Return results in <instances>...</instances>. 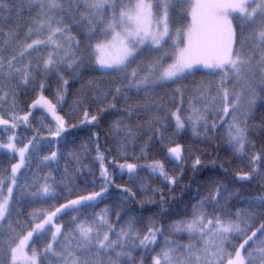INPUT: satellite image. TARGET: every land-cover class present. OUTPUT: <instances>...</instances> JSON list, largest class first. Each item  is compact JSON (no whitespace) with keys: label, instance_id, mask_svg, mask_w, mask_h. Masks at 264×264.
<instances>
[{"label":"snow or ice","instance_id":"1","mask_svg":"<svg viewBox=\"0 0 264 264\" xmlns=\"http://www.w3.org/2000/svg\"><path fill=\"white\" fill-rule=\"evenodd\" d=\"M33 10L35 16L31 15ZM26 11L29 13L27 20L24 19ZM13 13L16 19L9 24ZM173 13H186L190 23L185 31L177 30L178 39L168 51L165 45L171 38L169 24ZM73 29L89 40L103 29L102 34L108 39L97 42L94 48L86 44L85 48L95 55V62L102 71L123 73L122 79L127 81L114 89H98L91 103L100 113L119 111L117 101L123 99L126 105L123 111L128 119L141 113L152 114L146 123L154 132L160 131L155 125L166 128L165 121L169 118L174 119L177 133L189 126L194 136L205 139L209 133L223 132L236 157L241 162L247 158L251 168L237 176L252 179L264 173V152H247L249 147H255L249 139L254 127L249 121L254 119L257 99L264 106V0H129L128 3L117 0H0V125L4 132L12 131L7 143L0 142V148L19 155L18 162L11 166V177L0 178V236L7 234L3 243L9 249L11 264H121L122 260L124 264H132V251L137 247L145 251L154 248L158 235L164 232L163 228L152 226L141 236L132 222L117 230L107 217V209L91 214L86 211L101 202L111 183L103 163L105 157L98 149L96 159L100 161L104 180L99 192L78 195L54 210H34L31 221L39 222L33 225L30 221L26 234L22 235L24 224L20 221L13 224L11 217L18 203L14 189L23 188L18 184L17 173L30 159L29 153L36 150L31 140L17 148L14 130L27 123L30 115L17 114V92L30 84L35 86L40 72L47 75L55 71L63 84H68L59 68L66 66L75 73L85 59L81 41L72 34ZM146 49L160 54L150 62L131 68ZM169 60L171 62L167 63ZM200 66L214 76L219 74V80L197 88L186 109L183 107L184 91L180 88L174 90L180 100L175 111L167 109L162 98L160 102L151 98L155 88L176 84L194 75ZM39 87H45L43 81L39 82ZM133 89L137 94L144 93L145 99L128 105V92ZM63 99L61 93L58 102ZM170 102H176L175 95ZM36 105L46 107L56 116V106L43 95L33 101L32 107ZM75 106L85 107L83 101L76 102ZM160 111L165 115H159ZM97 119V115L89 118L85 108L81 123L90 124ZM56 120L57 129L52 135L59 136L64 130V119L56 116ZM143 127L126 124L123 118L114 125L116 132L131 142H135ZM255 127L264 130V121ZM161 139H164L162 135ZM184 152L180 144L167 150L168 157L181 164ZM57 159L55 151L43 157L44 162ZM199 165L201 160L196 157L192 166ZM137 167L131 163L119 164L121 171L127 169L129 176L136 173ZM148 167L151 174L158 175L167 184L179 183L177 176L168 174L162 161H154ZM49 179V176L43 177L44 183L30 195L55 199L59 195L58 185L48 183ZM226 192L223 185L215 187L193 206L189 219L171 225L175 234L186 233L189 242L165 238V246L152 257L151 264H264V222L253 229L249 222L257 217L251 211L227 210L220 203ZM164 202L161 197V203ZM248 203L264 209V196ZM209 207L213 208L211 213L207 211ZM69 213H75L68 221L73 227L55 223L58 214ZM49 233L50 239L42 250L30 245L34 234L36 238H47ZM238 239L243 242L237 246Z\"/></svg>","mask_w":264,"mask_h":264},{"label":"trees","instance_id":"2","mask_svg":"<svg viewBox=\"0 0 264 264\" xmlns=\"http://www.w3.org/2000/svg\"><path fill=\"white\" fill-rule=\"evenodd\" d=\"M117 2L128 3L129 0H117ZM31 15L35 16V10ZM28 18L29 13L26 11L24 19ZM15 19L16 16L13 13L12 20L8 23L13 24ZM186 21V13H173L170 24L173 29L174 26L181 28ZM102 32L103 29L89 40L81 32L73 29L72 34L81 41L85 59L75 73L66 66L59 68L63 79L68 81L66 86L55 71L47 75L40 72L35 86L30 84L27 88H21L17 92L18 115H24L29 110V105L40 91L52 103H59L58 97L62 93L64 99L58 111L64 119L65 127L59 136L52 135L57 127L44 111L36 109L30 113L27 123H22L14 130L20 138H24V141L31 140L36 145V150L29 153L30 159L26 161L17 175L18 184L23 188L14 189L18 198L17 211H14L11 217L14 226L16 221H20L24 224L22 235L26 234L30 230L27 225L31 221V214L34 210H54L60 204L67 203L68 200L75 199L78 195L99 192L101 186L104 185V180L101 177L100 161L96 159L98 149L105 157L103 163L108 170L111 183L107 185V191L102 195L101 202L86 211L91 214L101 213L102 210L107 209V217L117 230L121 227L126 228L128 223L132 222L134 229L140 232L141 236L152 226L164 230L163 235H158V244L154 248L145 251L137 247L132 251V264H151L152 257L165 246V238L188 243L190 237L186 233L175 234L171 225L189 219L193 213V206L219 185L227 189L224 194L225 198L221 199L220 203L231 212L248 209L257 217L249 223L252 224L253 229L258 228L264 222V214H262L264 209L256 204H249L248 201L264 196V173L260 176L254 175L252 179H240L237 173L251 171L248 159L241 162L236 157L224 138L223 132L209 133L205 139L203 136H194L189 126L177 133L173 118L165 121L168 125L166 128L164 125H155L154 127L160 131L154 132L146 123L152 114L141 113L139 116L128 119L123 111L126 106L123 99L117 101L119 111L108 110L104 113H100L98 108L91 103L98 89H114L127 84V81L122 79L123 73L100 70L95 62V55L85 48L86 44H91L94 48L95 43L105 37ZM22 35L23 33L21 37ZM35 55L33 54L34 57ZM152 56L149 51H145L131 67L149 62ZM218 80L219 74L214 76L209 71L199 70L176 84H165L155 88L151 98L157 102H160L162 98L165 107L175 111L180 100L174 90L180 88L184 91L183 107L186 109L189 99L196 95L197 88L202 84H214ZM40 81L45 84L43 89L39 87ZM65 88L66 91H64ZM256 91L259 92V89ZM174 95L176 102L171 103L170 100ZM128 97V105H135L145 99L144 93L137 94L134 89L128 92ZM79 101H83L85 107H76V102ZM85 108L89 111V118L91 115L98 116L97 121L90 124L81 123L84 120ZM253 111L255 116L249 124L254 127L251 129L249 139L254 142L255 147L247 149L249 154L264 152V130L255 127L264 121V106L259 99ZM158 114L165 115L163 111ZM5 118H8L7 115ZM122 118L126 124L144 125L135 142L127 141L123 135L116 132L115 122ZM2 129L3 126L0 125V142L5 141L7 133H12V131L4 132ZM161 135L164 139H161ZM176 144H180L185 149V159L182 164L170 159L167 155L168 148ZM53 151L57 152L58 159L44 162L43 157L50 156ZM196 157L200 158L201 165L193 168V161ZM157 160L164 163L169 175L179 178L177 185H169L158 175L151 174L148 165ZM11 162V156L0 148V178H10ZM127 163L138 166L133 176H129L127 169L121 171L119 168V164ZM65 169H67V174H65ZM45 176L50 177L48 183L58 185L56 192L59 195L55 199H41L30 195L37 190L40 184L44 183L43 177ZM65 184L69 187H65ZM6 188L7 185H5V192ZM124 189L131 191L125 192ZM161 197L164 203H161ZM207 211L211 213L213 208L209 207ZM72 215L75 213L58 214L59 218L55 220V223L73 227L68 225ZM38 222L39 220L31 221L33 225ZM4 227H7V223ZM17 231L19 232L20 229L17 228ZM6 238L7 234L0 236V262L11 264L9 249L3 243ZM48 239H50V233L47 238H36L34 235V239L29 243L42 250ZM242 242V239L235 241L237 246ZM27 251L31 253L30 248ZM121 264H124L123 260Z\"/></svg>","mask_w":264,"mask_h":264},{"label":"rangeland","instance_id":"3","mask_svg":"<svg viewBox=\"0 0 264 264\" xmlns=\"http://www.w3.org/2000/svg\"><path fill=\"white\" fill-rule=\"evenodd\" d=\"M189 23H190V17L187 16L186 24H185L184 26L182 25L181 28H178V26H176V27L174 26V29H173V28L171 27V24H169V27H170V33H171V38L168 40L167 44L165 45V49H166V50L171 51L174 42L177 41V39H178V37H177V30L185 31V30L187 29ZM22 36H23V35H22ZM106 39H108V38L104 37V38H102L101 40H99L98 42L104 41V40H106ZM95 44H96V43H95ZM237 47H238V45H237ZM49 50H50V49H49ZM145 51H149V52H150V55H153L152 57H150L151 59L155 58L157 55L160 54V53H156V52H154V51H150V50H147V49H146ZM151 59H150V61H151ZM150 61H149V62H150ZM170 62H171L170 60L167 61V63H170ZM146 63H147V62H146ZM97 67L100 69V67H99L98 65H97ZM131 68H135V66H132ZM131 68L129 69V71H131ZM100 70H101V69H100ZM200 70L208 71L207 69L203 68V66H200ZM41 95L44 96V94H43L42 91H40V92L38 93V95L36 96V98H35L33 101L37 100ZM44 97H45V96H44ZM33 101H32L31 104L29 105V110H28L26 113H31L33 110L40 109V110L44 111V112L49 116V118L51 119V121H52V122L55 124V126L57 127L56 116H60V117H62L61 114H60L59 111H58V107H59V105H60V103H61L62 101H59V103H52V104H54V105L56 106V108H55L56 116H54L51 112H49V111L47 110V108L44 107V106L36 105V107L33 108V107H32ZM174 122H175V121H174ZM64 127H65V122H64ZM9 135H12V133H7V136H6L5 141H4L3 143H7V137H8ZM16 136H17V140H16L17 148H21V147L24 146V144H27V143H28L27 140L24 141V138H22V137L20 138L17 134H16ZM20 142H23V143L21 144ZM173 147H174V146H173ZM2 149H3V148H2ZM3 150L11 156V158H12L11 166H12L13 164H15V163L18 162V160H19V155H18V153H16V154H12V153L8 152L7 149H3ZM167 155H168V154H167ZM18 173H19V172H18ZM18 173H17V175H18ZM10 174H11V167H10ZM10 177H11V175H10ZM6 192H7V188H6ZM6 192H5V194H6ZM34 235H35V234H34ZM28 253H29V255L31 254L29 251H28Z\"/></svg>","mask_w":264,"mask_h":264}]
</instances>
